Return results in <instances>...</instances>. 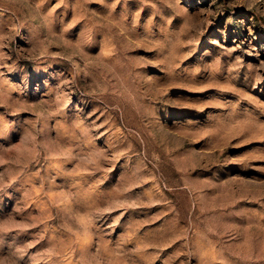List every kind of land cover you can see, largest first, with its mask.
<instances>
[{
  "label": "rangeland",
  "instance_id": "rangeland-1",
  "mask_svg": "<svg viewBox=\"0 0 264 264\" xmlns=\"http://www.w3.org/2000/svg\"><path fill=\"white\" fill-rule=\"evenodd\" d=\"M0 264H264V0H0Z\"/></svg>",
  "mask_w": 264,
  "mask_h": 264
}]
</instances>
